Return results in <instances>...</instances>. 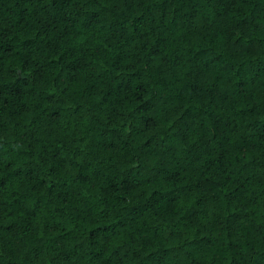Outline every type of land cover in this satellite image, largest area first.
<instances>
[{
  "label": "trees",
  "instance_id": "obj_1",
  "mask_svg": "<svg viewBox=\"0 0 264 264\" xmlns=\"http://www.w3.org/2000/svg\"><path fill=\"white\" fill-rule=\"evenodd\" d=\"M0 264H264V0H0Z\"/></svg>",
  "mask_w": 264,
  "mask_h": 264
},
{
  "label": "water",
  "instance_id": "obj_2",
  "mask_svg": "<svg viewBox=\"0 0 264 264\" xmlns=\"http://www.w3.org/2000/svg\"><path fill=\"white\" fill-rule=\"evenodd\" d=\"M18 73H19V76H20L21 78H23V76H22V74L20 73V71H19Z\"/></svg>",
  "mask_w": 264,
  "mask_h": 264
}]
</instances>
